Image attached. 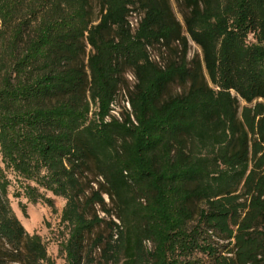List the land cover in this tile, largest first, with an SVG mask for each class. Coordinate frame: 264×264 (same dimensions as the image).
I'll use <instances>...</instances> for the list:
<instances>
[{
    "label": "trees",
    "instance_id": "trees-1",
    "mask_svg": "<svg viewBox=\"0 0 264 264\" xmlns=\"http://www.w3.org/2000/svg\"><path fill=\"white\" fill-rule=\"evenodd\" d=\"M95 1L0 0V264H54L7 170L66 199L65 264H87L96 205L118 220L99 264H264V0H177L182 23L169 0Z\"/></svg>",
    "mask_w": 264,
    "mask_h": 264
},
{
    "label": "rangeland",
    "instance_id": "rangeland-1",
    "mask_svg": "<svg viewBox=\"0 0 264 264\" xmlns=\"http://www.w3.org/2000/svg\"><path fill=\"white\" fill-rule=\"evenodd\" d=\"M181 1V0H180ZM177 0H169L170 7L175 15V17L182 23V16L180 13V7L178 5ZM94 8L97 11V3L93 0ZM142 13L138 12L137 10H132L128 16V20L132 28H134L140 19ZM188 58H191L193 55L198 54L201 56V51L199 47L190 40L188 37ZM251 35L248 37V41H252ZM174 46V45H173ZM89 48V47H88ZM150 54L152 58H156L158 53H166V50L161 48L159 45H155L154 47H150ZM165 55V54H164ZM124 77L126 80V84L131 89L132 84L134 83V77L129 69H127L124 73ZM170 92L176 93L182 90L181 86L178 83H174L170 87ZM231 93L236 95L235 92L232 90ZM239 102V111L241 107L244 105H250L246 103L242 98L236 96ZM252 104V103H251ZM113 110L111 114L115 116L121 115V112H124L125 109H130V106L127 102V89L126 87H121L118 91L115 101L112 105ZM0 165H2L0 160ZM7 175L12 181L10 186L8 187V196L10 200V205L18 217L22 225L24 226L25 230L29 233H37L41 236L42 240L46 244L47 254L54 262V264H65L64 254L60 252V245L61 242L67 238L68 229L66 227V223H62L60 216L62 209L65 205L66 199L62 196L54 195L51 191H47L42 187H38L39 191L44 194L45 197L51 198L53 200V205L50 206L40 198L37 199L36 202L28 201V199L23 196V194L16 195L17 192H21L19 188L20 183L14 177V174L7 170ZM90 178H93L90 175ZM99 179V178H97ZM30 184L37 186L34 181H31ZM94 187H96V183H91ZM104 200L107 204V207L111 208V202L107 195L104 194ZM96 210V214L100 218H104L105 222L100 224V226L96 227L93 233L87 238L86 241V250L88 251V258L87 264H99L101 262L100 257V249L94 248L91 246L92 239L96 236L97 233L102 235H106L108 232V225L110 220H114L118 222V220L114 217V215H108L102 212L99 209V206L96 205L94 207ZM225 242V241H224Z\"/></svg>",
    "mask_w": 264,
    "mask_h": 264
}]
</instances>
